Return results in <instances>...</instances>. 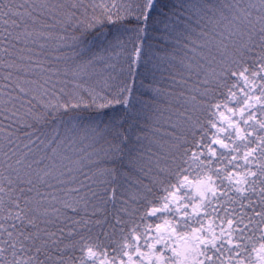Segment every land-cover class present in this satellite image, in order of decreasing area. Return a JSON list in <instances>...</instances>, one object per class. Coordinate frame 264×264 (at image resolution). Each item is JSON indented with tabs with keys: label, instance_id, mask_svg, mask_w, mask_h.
I'll return each instance as SVG.
<instances>
[{
	"label": "snow or ice",
	"instance_id": "snow-or-ice-1",
	"mask_svg": "<svg viewBox=\"0 0 264 264\" xmlns=\"http://www.w3.org/2000/svg\"><path fill=\"white\" fill-rule=\"evenodd\" d=\"M0 264H264V0H0Z\"/></svg>",
	"mask_w": 264,
	"mask_h": 264
}]
</instances>
